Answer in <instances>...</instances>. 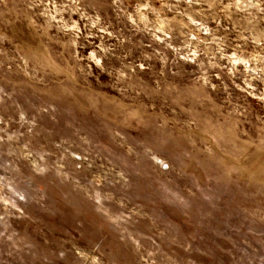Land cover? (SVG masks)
Instances as JSON below:
<instances>
[{
    "label": "rangeland",
    "instance_id": "obj_1",
    "mask_svg": "<svg viewBox=\"0 0 264 264\" xmlns=\"http://www.w3.org/2000/svg\"><path fill=\"white\" fill-rule=\"evenodd\" d=\"M0 264H264V0H0Z\"/></svg>",
    "mask_w": 264,
    "mask_h": 264
}]
</instances>
